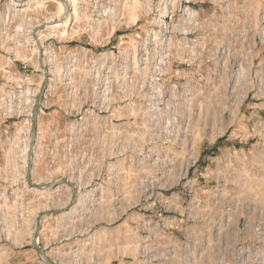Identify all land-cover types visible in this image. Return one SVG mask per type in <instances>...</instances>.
<instances>
[{"label":"rangeland","instance_id":"obj_1","mask_svg":"<svg viewBox=\"0 0 264 264\" xmlns=\"http://www.w3.org/2000/svg\"><path fill=\"white\" fill-rule=\"evenodd\" d=\"M119 1L116 20L92 22L99 19L90 6L89 18L80 17L75 27L70 20L66 30L58 31L64 35L46 38L51 74L43 86L47 74L33 32L55 4H43L44 11L38 1L0 0V99L16 85L33 92L32 106L41 95L34 126L33 107L31 117L18 109L6 122L19 146L0 143V264H50L43 254L57 264H142L145 255L146 264H238L245 250L264 243V235L256 239L264 233V144L257 143L264 134V102L250 99L251 78L242 92L244 105L231 116L224 90L194 89V103L184 114L189 122L172 126L166 136L163 122L144 130L139 97L147 90L140 93L139 87H150L141 73L137 76L140 64L134 67L129 50L139 32L148 37L149 50L158 44L153 37H163L155 28L158 0ZM125 76L133 81L124 86ZM128 94L132 101L126 100ZM3 128L0 120V132ZM147 133L159 137L155 145H149ZM124 148L127 153H119ZM50 150L57 156L53 166L47 162ZM139 150L142 155L136 156ZM227 150L235 153L223 161ZM155 160L169 166L152 167ZM28 170L29 181L49 183L47 188L31 186ZM147 173L157 181L153 188L146 187ZM62 178L71 184L64 186ZM76 190L80 204L67 214ZM144 244L146 251L139 249Z\"/></svg>","mask_w":264,"mask_h":264},{"label":"built area","instance_id":"obj_2","mask_svg":"<svg viewBox=\"0 0 264 264\" xmlns=\"http://www.w3.org/2000/svg\"><path fill=\"white\" fill-rule=\"evenodd\" d=\"M254 9L255 20H252ZM155 12L158 19L155 22L160 23L163 34V37L152 38L157 46L149 50L148 37L139 32L133 36L135 45L129 50L133 54L134 67L140 64L137 74L141 73L150 87V91L144 88V83L139 87L140 93L149 91L139 97L144 109L141 117L145 123L144 130L150 124L157 128L158 123L163 122L162 133L166 136L170 127L189 122L184 114L194 103V89L224 90L225 107L231 116L246 101L242 92L248 75L254 90L250 99L254 103L264 102V4L254 0H158ZM136 53L140 55L138 59H135ZM124 61L120 63L126 66L128 62ZM98 75L100 73L95 71V77ZM187 75L191 78L185 77ZM129 78V83H132V77ZM26 88L24 85L9 87L0 99V120L4 125L0 143L9 149L19 145L12 141L14 135L6 122L14 117L18 109L28 111L31 117L35 96L30 91V96L24 101L22 95ZM101 113L97 110L96 116L101 118ZM78 120H83L82 115L78 116ZM22 133L20 130L18 138L22 137ZM152 134L147 133L150 135L147 138L149 145H155L159 139H155V133L154 136ZM184 135L187 134L184 132ZM236 139L239 143L243 142L241 137ZM257 143L264 144V134L259 136ZM192 148L190 145L189 152ZM234 153L235 150H227L223 161ZM47 158L49 165L56 164L57 156L53 150L47 153ZM195 163L193 161L192 165Z\"/></svg>","mask_w":264,"mask_h":264},{"label":"bare ground","instance_id":"obj_3","mask_svg":"<svg viewBox=\"0 0 264 264\" xmlns=\"http://www.w3.org/2000/svg\"><path fill=\"white\" fill-rule=\"evenodd\" d=\"M31 1H38V2H40L39 4V8H43V10L45 11V7H47V3H54L55 4V11L53 12V13H48V12H45L44 13V20L42 21V22H39V24L38 25H36V29L34 30V32H33V37H34V40H35V43L37 44V46H36V52H37V56H38V58H39V63H40V65H41V68H42V71H43V74L45 73V74H47L46 76H45V81L43 82L44 83V85L43 86H45L47 83H48V81H46V79H47V76H49L50 77V74H51V69H49V68H47V65H46V63L47 62H49V60L48 61H46V56H47V52H46V50H44V41L46 40V38H47V40H55V39H57L58 38V35H60V33H58V31L60 30V29H64L65 28V30H66V28H67V24L68 23H70V20H73L74 22H73V25H72V27L74 26V25H76V24H78L80 21H82L81 19H80V17L82 18L83 16H85L86 18H89L88 17V15H86L87 14V12H89L88 10H90V9H88L90 6H91V8H93V12L95 13V15H96V17L99 19V20H95V21H92V22H97V23H99L98 21H100V20H102V19H104V20H109V22L111 21V20H116L117 18L116 17H118V15H117V13H116V10H115V8L116 7H118L119 5H120V1L119 0H11V3L12 4H14V5H24V4H26L27 2H31ZM135 1V0H134ZM47 4L46 6H44L43 4ZM111 3H113L114 5V8H110L111 6H110V4ZM127 3H128V1H127ZM123 4V3H122ZM134 3H132L131 4V6L133 5ZM85 7L84 9L86 10V13H83V10L84 9H82V7ZM110 6V7H109ZM128 6V5H127ZM123 7V6H122ZM136 7H134V9H135ZM97 12L99 13V14H97ZM84 17V18H85ZM85 18V19H86ZM87 20H89V19H87ZM137 20V17H135V19H133V22H135ZM103 21V20H102ZM86 22V21H85ZM136 24H137V22H135ZM100 24V23H99ZM113 24V23H112ZM155 26L157 27V28H159V27H161L160 26V23L159 22H156V24H155ZM75 27V26H74ZM78 29V28H77ZM114 29L115 28H112L111 29V34L112 33H114ZM71 31H73V30H71ZM61 32H63L62 30H61ZM58 34V35H57ZM65 33L63 32V34L62 35H64ZM73 34V33H72ZM62 35H60V36H62ZM64 38V37H63ZM154 38V37H153ZM47 48V47H46ZM53 48V47H52ZM126 52V51H125ZM126 54V53H125ZM127 55V54H126ZM51 59V58H50ZM53 61V60H52ZM52 63H54L55 64V62H52ZM48 64V63H47ZM50 64V63H49ZM56 65H57V63H56ZM57 70V69H56ZM53 71V70H52ZM55 71V70H54ZM70 71V70H69ZM68 71V72H69ZM72 71V70H71ZM135 72H137V71H135ZM72 73H73V71H72ZM53 74V73H52ZM60 73H58V75H59ZM54 75V74H53ZM56 75V74H55ZM69 75V74H68ZM134 76H136V75H134ZM137 76H138V74H137ZM58 77V76H57ZM68 77V76H67ZM66 77V78H67ZM74 77H76V76H74ZM98 77V76H97ZM140 77H141V75H140ZM55 78V77H54ZM64 78V77H63ZM62 78V79H63ZM98 78H100V77H98ZM98 78H95L96 80L98 79ZM109 79H110V77H108ZM134 78V77H133ZM70 79V78H69ZM117 79V78H116ZM130 79L131 78H127L126 76L125 77H122V84H124V86H125V83H127V82H129L130 81ZM140 79V78H139ZM142 79V78H141ZM65 80V79H64ZM71 80V79H70ZM138 80V79H137ZM143 80H144V78H143ZM42 81H43V76L41 77V79H40V84H42ZM59 81V80H58ZM106 81H107V79H106ZM109 81V80H108ZM133 81V80H132ZM61 82V81H60ZM139 82V81H138ZM70 83V82H69ZM73 83V82H72ZM78 83V82H77ZM105 83V82H104ZM107 83V82H106ZM140 83V82H139ZM138 84V83H137ZM142 84V83H141ZM140 84V85H141ZM145 84V83H144ZM107 85V84H106ZM120 85V84H119ZM131 85V84H130ZM28 86V85H27ZM127 87V86H126ZM132 87V86H131ZM107 89V88H106ZM109 89V88H108ZM131 92V91H130ZM133 92V91H132ZM28 93H30V90L29 89H27L24 93H23V96H25V97H29V95H28ZM127 94V93H126ZM129 95V94H128ZM40 93L38 94V96H37V98H36V100H35V104H34V106H33V110H32V117H33V122H32V126H34V121H35V119L37 118V111H38V104H39V100H40ZM131 96H133V95H131ZM137 96H139V94L137 95ZM140 96H141V94H140ZM128 99H126V100H129V101H132V97H130V95L129 96H126ZM103 98H104V100L105 99H107L108 100V98H107V96H103ZM34 113H35V115H34ZM139 114V113H138ZM200 114V113H199ZM136 116V115H135ZM142 116V115H141ZM171 128V127H170ZM155 129V128H154ZM151 131V130H150ZM185 131V130H184ZM184 134V133H183ZM147 137V136H146ZM144 139V138H143ZM145 142V141H144ZM29 149L28 148H26L25 149V151L27 152ZM121 150V149H120ZM119 153H123V154H125V153H127V151H126V149L124 148L123 150H121V152H119ZM123 154L122 155H120V157H122L123 156ZM163 154V153H162ZM142 154H141V151L139 150L138 151V153H137V155L136 156H141ZM165 155V154H164ZM181 158V157H180ZM179 159V158H178ZM166 160V159H165ZM25 163H26V161H25ZM171 163V162H170ZM175 163V162H174ZM171 165V164H170ZM181 165V164H180ZM225 165V164H224ZM169 166V163H164V162H162V161H158V160H155V162L153 161V164H152V167H156L157 169L158 168H162V169H165V167L167 168ZM185 166V165H184ZM129 173V172H128ZM148 174V173H147ZM152 174V173H151ZM130 175H128V177H129ZM133 176V175H132ZM128 177L126 178V180H128ZM91 180H92V178H90ZM90 179H89V181H90ZM146 179H147V185H146V187L147 188H153L155 185H157V181H156V179L154 180V177L153 176H151L150 174H148V176L146 177ZM62 180H63V185L64 186H66V185H68V184H71V182L72 181H70V180H68V179H65V178H62ZM130 181V180H129ZM129 181H127V183L129 182ZM238 181H239V179H238ZM242 181V180H241ZM259 182V181H258ZM64 183H67V184H64ZM88 183V182H87ZM29 184L31 185V186H37V187H40V189H46L47 187H44V185H48L49 183H46V182H43V181H40V182H32V181H29ZM88 184H90V183H88ZM241 184V183H240ZM255 184V183H254ZM84 185V184H83ZM159 185V184H158ZM71 186V185H70ZM90 185H87V186H84L82 189H86L87 187H89ZM244 186V185H243ZM145 187V188H146ZM144 188V189H145ZM76 188H74V186H73V190H75ZM78 189L80 190L81 188H79L78 187ZM97 188H95L94 190H96ZM32 190H37V189H35V188H32ZM71 192H70V195H72V190H70ZM77 191V190H76ZM126 191H130V188H127L126 189ZM146 191V190H145ZM122 192V191H121ZM130 193V192H129ZM128 193V194H129ZM73 194H74V197H75V192H73ZM127 196H129V195H127ZM76 197H77V199H76V202L74 203V205L72 206V208L69 210V211H67V214L68 213H70V212H73L78 206H79V204H80V201H81V193L80 192H78L77 191V193H76ZM114 200H118L117 198H115ZM66 205V204H65ZM65 205H63L62 207H60V208H58V210H64V206ZM261 207V206H260ZM264 207V206H263ZM264 212V211H263ZM66 214V212H63V213H61V215H63V214ZM39 223H40V221L38 222V225H39ZM37 225V226H38ZM262 227V226H261ZM264 228V227H263ZM262 228V229H263ZM262 235H264V233L263 232H261L260 234H258V235H256V239L257 240H259V239H261L262 237ZM264 239V238H263ZM144 242V241H143ZM37 243V242H36ZM86 244V246L87 245H90L88 242L87 243H85ZM257 245H259L260 246V248L258 249V250H253V251H251V250H245V252H243L242 254H241V259H240V261H239V263L238 264H264V243H260L259 241L256 243ZM169 245V244H168ZM141 248V249H140ZM139 249L140 250H145V249H147L146 248V246H145V244L142 246V247H139ZM139 250V251H140ZM135 251V250H134ZM146 251V250H145ZM148 251V250H147ZM245 253H247L248 254V256L246 257V258H244V254ZM92 255V254H91ZM145 255V254H144ZM243 255V256H242ZM85 257V256H84ZM145 257H146V255H145ZM145 257H142V256H140V258L142 259L141 261H139V263H142V264H146L147 263V260H145ZM42 258L43 259H45V260H49L50 261V259H49V257H48V255L47 254H43L42 255ZM86 258V257H85ZM95 258V257H94ZM98 259V258H97ZM139 259V258H138ZM147 259V258H146ZM153 259V258H152ZM52 262V261H51ZM150 262V261H149ZM167 262V261H166ZM54 263V262H53ZM164 263V262H163ZM54 264H57V263H54Z\"/></svg>","mask_w":264,"mask_h":264},{"label":"water","instance_id":"obj_4","mask_svg":"<svg viewBox=\"0 0 264 264\" xmlns=\"http://www.w3.org/2000/svg\"><path fill=\"white\" fill-rule=\"evenodd\" d=\"M34 115H35V113H34ZM28 158H30V156ZM29 177H30V170H28L27 175H26V180H27L28 183H29ZM73 198H74V194H73ZM47 213L50 214V212H47ZM37 229H38V226H37ZM48 262L50 264H54L53 262H51L49 260H48Z\"/></svg>","mask_w":264,"mask_h":264}]
</instances>
